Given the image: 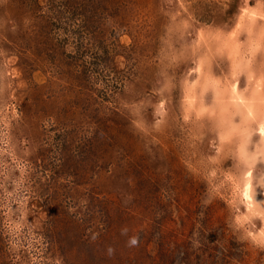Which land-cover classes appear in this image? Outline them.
Listing matches in <instances>:
<instances>
[{"label": "rangeland", "instance_id": "374dc122", "mask_svg": "<svg viewBox=\"0 0 264 264\" xmlns=\"http://www.w3.org/2000/svg\"><path fill=\"white\" fill-rule=\"evenodd\" d=\"M263 77L264 0H0V264H264Z\"/></svg>", "mask_w": 264, "mask_h": 264}, {"label": "bare ground", "instance_id": "6f19581e", "mask_svg": "<svg viewBox=\"0 0 264 264\" xmlns=\"http://www.w3.org/2000/svg\"><path fill=\"white\" fill-rule=\"evenodd\" d=\"M229 44V43H228ZM229 46V45H228ZM238 54V53H236ZM247 57V56H246ZM246 59V58H245ZM244 60V59H243ZM242 61V60H241ZM240 61V62H241ZM246 61V60H245ZM231 62V59L230 61ZM247 63V62H246ZM244 65V64H243ZM247 65V64H246ZM238 66V65H237ZM238 68V67H237ZM194 69V68H193ZM201 69V68H200ZM246 69V68H245ZM230 70H231V66H230ZM250 70V69H249ZM237 71V69H236ZM236 71L234 72V75L236 73ZM246 71H248V68L246 69ZM245 71V72H246ZM199 72V71H198ZM250 73V72H249ZM244 74V73H243ZM246 74V73H245ZM248 75V74H247ZM245 76V75H244ZM250 77V76H249ZM234 78V77H233ZM256 78V77H255ZM254 78V79H255ZM261 78V77H260ZM264 78V77H263ZM208 79V78H207ZM213 79V78H212ZM247 79V78H245ZM250 79V78H249ZM252 79V78H251ZM206 80V79H205ZM210 81V80H209ZM208 81V82H209ZM212 81V80H211ZM247 81V80H246ZM251 80H249L250 82ZM254 81V80H253ZM252 81V82H253ZM199 82V81H198ZM204 83L203 85H201V90L204 91L205 89H207L210 86V82L209 83ZM226 82V81H225ZM196 83V81L194 82V84ZM193 84V82H192ZM228 89L226 92H222L220 90H216L215 91V101L217 100H226V101H220L222 102V104H216L218 106H215V108H224L226 107L225 102L228 103L229 106H233V107H237V111H240L241 113L244 112L248 117L250 118L252 117V115H257V117H255L254 119H250L253 120L254 122H256V131L257 133L260 135L261 137V142H260V146L259 148L261 149V151H259L260 153H264V97L261 95L262 91L260 89V79L257 78V82H253L252 83H248L247 89H245L244 91H241L239 89V84L237 82V79H233L232 82L228 83ZM197 84H195L194 86H196ZM200 85V84H199ZM213 86V84H211ZM224 85V84H223ZM198 86V85H197ZM211 86V87H212ZM222 86V85H221ZM224 87V86H223ZM195 88V87H194ZM193 89V88H192ZM194 90V89H193ZM192 91V90H191ZM195 91V90H194ZM193 91V93H194ZM196 91H198V89H196ZM201 92V91H200ZM192 93V92H190ZM192 93V94H193ZM205 93V91L203 92V94ZM196 94V92H195ZM194 95V94H193ZM190 96V95H189ZM192 96V95H191ZM190 96V97H191ZM197 96V95H194ZM189 97V98H190ZM217 98V99H216ZM219 98V99H218ZM191 99V98H190ZM189 99V100H190ZM194 99V97H193ZM197 99V98H196ZM195 99V100H196ZM188 101V100H187ZM192 102V101H191ZM195 102V101H194ZM214 109V108H213ZM219 111V110H218ZM221 112V110H220ZM234 115V114H233ZM243 153H247V151L245 150L244 146H241L240 149ZM259 154V153H258ZM252 167H253V161H248L247 162V168L244 172V176H245V180H243V191H242V196L243 198L246 200V204L248 208H250V210L256 211V209H258L257 207L260 206L261 203L264 204V197H256V195L252 192ZM261 185H262V193L264 194V176L261 179ZM237 188V186L235 187ZM254 191V190H253ZM236 192V191H235ZM238 192V191H237ZM240 200V199H239ZM247 208V209H248ZM261 213V212H260ZM263 215V213H262ZM261 235V238L264 239V230L259 232ZM252 235V234H251Z\"/></svg>", "mask_w": 264, "mask_h": 264}]
</instances>
